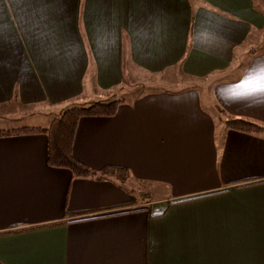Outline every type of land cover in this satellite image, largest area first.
I'll return each instance as SVG.
<instances>
[{
	"label": "crops",
	"instance_id": "0c3cea01",
	"mask_svg": "<svg viewBox=\"0 0 264 264\" xmlns=\"http://www.w3.org/2000/svg\"><path fill=\"white\" fill-rule=\"evenodd\" d=\"M13 2L27 70L0 82L19 109L0 130L121 100L78 121L73 155L128 175L74 177L45 135L0 137V264H264V134L211 111L264 126V49L240 48L264 36V0ZM147 75L159 87L139 91Z\"/></svg>",
	"mask_w": 264,
	"mask_h": 264
},
{
	"label": "trees",
	"instance_id": "16d2710c",
	"mask_svg": "<svg viewBox=\"0 0 264 264\" xmlns=\"http://www.w3.org/2000/svg\"><path fill=\"white\" fill-rule=\"evenodd\" d=\"M121 100L95 101L83 106L66 108L55 117L48 127H19L0 130V137L6 135L46 136V160L50 167L68 169L74 177H114L119 180L128 175L126 168L105 166L95 172L73 155V143L78 121L83 117H109L116 113ZM220 118L228 129L246 134H263L264 126L249 119L231 116L220 110Z\"/></svg>",
	"mask_w": 264,
	"mask_h": 264
},
{
	"label": "rangeland",
	"instance_id": "374dc122",
	"mask_svg": "<svg viewBox=\"0 0 264 264\" xmlns=\"http://www.w3.org/2000/svg\"><path fill=\"white\" fill-rule=\"evenodd\" d=\"M3 18L6 20V29H0V82H11L15 78L14 82H20L22 76H26V63H25V51H26V39H25V23L23 22L24 18L19 15L17 12L13 0H0V28L3 23ZM263 35H264V29ZM261 34V31L259 32ZM252 46L251 50H255L257 52L264 49V36L260 37L254 36L253 34L241 45V49L243 51L248 50L249 46ZM244 54V53H243ZM248 56V55H247ZM247 56H242L241 63H243ZM179 73V72H178ZM176 71L174 73L175 79L179 78V74ZM223 73L222 76H224ZM225 77H229L226 75ZM139 79L143 82H131L137 83V87L139 91L148 89L149 87H159L160 82H156L157 79L147 76H140ZM153 80L154 82H150L151 86H147L144 81ZM155 85V86H154ZM172 89H180L178 86L171 85L169 86ZM137 91V89H136ZM112 97L109 96L108 99ZM211 111L214 113L215 117L221 116L220 110H217L211 107ZM18 113V105L15 104L12 106L6 105L0 108V112H10ZM220 113V114H219ZM8 116V115H7ZM25 120H31L29 115L23 116ZM0 123H3L0 122ZM264 134V133H263ZM259 134V135H263ZM258 135V134H256Z\"/></svg>",
	"mask_w": 264,
	"mask_h": 264
}]
</instances>
